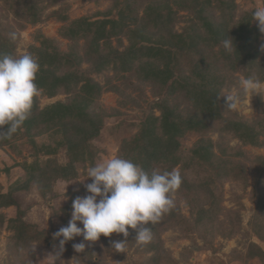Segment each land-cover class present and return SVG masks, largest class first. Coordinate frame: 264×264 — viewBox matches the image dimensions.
<instances>
[{
	"label": "rangeland",
	"instance_id": "obj_1",
	"mask_svg": "<svg viewBox=\"0 0 264 264\" xmlns=\"http://www.w3.org/2000/svg\"><path fill=\"white\" fill-rule=\"evenodd\" d=\"M31 1L36 4L40 22H30ZM149 1L56 0L52 4L51 0H0V32L14 45L13 55L31 54L41 60L38 48L47 53L55 49L58 53L56 58L61 61L56 74L78 76V82L70 91L61 87L56 95L50 97L46 94L47 89H39L36 96L38 111L56 102H68L76 95L82 102L90 100L83 85L86 77L101 86L99 97L93 98L90 109L103 111L99 134L85 146L89 159L74 165L75 176L68 173L67 179H56L52 192L46 196H41L35 186L27 191L12 189L20 188L28 172L26 166L35 160L43 162L51 158L61 165L69 162L67 148L60 144L63 141V134L59 131L60 119L50 121L52 127L48 123L42 124V132L33 137L21 129L23 136L0 145V194L13 191L12 195L17 197L19 204V208H0L4 220L0 222V264H264V79L260 95L246 93L241 86V81L249 78L250 74L259 80L261 76L264 78V66L260 65L264 64V51L261 50L264 33L259 32L255 38L252 37L249 46L241 40L245 30L236 31L241 29L239 25L246 30L250 26L258 27L252 13L256 8L264 7V0H211L204 16L226 24L229 30L227 37L220 35V42L207 35L197 11L190 8L192 0H170L169 7L175 17L171 33L184 35L186 42H190L187 32L191 27L199 34L188 53L178 47V37L172 38L173 50L179 51L180 64L174 70L179 80L188 77L187 81L204 84L207 89H212L208 83L215 80L217 89H213V93L218 96L235 93L239 97L235 110L226 108L225 98L218 97L221 120L211 119L200 125L196 120L201 118V112L194 107L193 93L188 94L183 85L175 80L171 88L161 87L153 84L155 81L139 80L142 76L136 70L141 63H159L163 60L162 52L154 54L145 49L138 50L131 54L133 60L136 59L133 62L129 56L121 55L136 42L135 23L145 21V15L150 16L148 22L153 21V12L145 10ZM121 15L126 18L124 25L129 32L123 30L98 42L105 62L102 69L94 73L91 71L94 66L92 59H86V54L93 47L91 38L86 35L68 38L65 34L74 26V20L85 18L96 22L118 19ZM148 30L159 39L167 34L163 28L158 30L152 24ZM12 33H15V39ZM225 40L231 42L230 48L225 47ZM93 51V58H98L96 47ZM66 55L69 60H66L69 58ZM201 55L220 64L218 69L215 65L206 67V82L199 80L192 68V63ZM256 55L259 56L257 63L253 62ZM42 58L45 65L56 64ZM100 60L98 58L95 62ZM159 95L167 98L171 105L178 106L182 120L193 117L195 121V126L185 125L184 134L178 137L179 157H175L177 164L173 170L183 173L195 187L173 194L175 207L167 214L176 210L177 219L161 223L153 233L156 235L146 244L138 243L133 235L128 237L136 231L129 228V235L124 239H120L117 233L109 237L101 234L94 242L84 240L82 235L76 236L72 244H65V250L60 253L59 246L47 242L45 232L50 239L54 238L53 234L62 225V213L65 218L68 216L69 222L73 200L77 196H85V184L91 182L92 178H86L88 169L92 164L95 166L112 157H121L123 146L137 135L140 120ZM152 111L159 116L158 109ZM225 118L242 127L225 129ZM205 146L210 147L206 159L202 155ZM51 149L55 152L46 154ZM17 212L22 215L28 231L26 235L32 240L27 239L26 246L17 241L13 230L8 227L7 219L17 216ZM77 225L83 227L79 221ZM42 241V246L38 245ZM112 241H125L124 251L115 250ZM81 242L85 244V250L77 253L73 244ZM90 248L96 249V255L89 261L85 252Z\"/></svg>",
	"mask_w": 264,
	"mask_h": 264
},
{
	"label": "trees",
	"instance_id": "obj_2",
	"mask_svg": "<svg viewBox=\"0 0 264 264\" xmlns=\"http://www.w3.org/2000/svg\"><path fill=\"white\" fill-rule=\"evenodd\" d=\"M192 4L190 8H193L194 11L199 15L202 19V24L207 31V35L210 36L214 41H222L220 35L226 36L229 32L228 27L224 23H218L213 21L212 19L204 16L207 15L205 13L206 9L210 7L209 2L211 0H192ZM56 0H51V3L54 4ZM170 0H150L148 7L145 10H151L154 15H151L153 18L152 22H148L150 19L149 15H145V21L136 22L135 29L133 30L135 33V43L131 44V46L124 51L121 55L129 56L130 60L133 62V57L131 54L135 53L138 50L145 49L148 52H152L154 54H158L160 52L163 53V60L159 63H153V61L146 63L143 61L141 63L140 68L136 70L137 74H141L142 78H139L142 82L147 81H155L153 84H158L161 87L167 86L172 87L173 82L175 80L178 84L184 86V90L188 92V94L193 93V97L195 101H192L195 109H199L201 112V118L196 120L198 125L205 123L211 119H220L221 120V108L219 103L218 94L216 92L213 93V89H217L215 84L217 82L210 81L208 84L212 86V89H207L204 84H195L194 81H187V79H181L177 77L175 74V68H177L180 64L179 62V51L173 50L172 46V38L178 37L179 43L178 47L183 48L188 53L194 47L195 37L199 34L197 30L193 27H189V31L187 32L188 37L190 38V42L185 41L184 35H175L171 33V25L174 22V14L172 13V9L169 7ZM232 2V1H230ZM223 4L229 5L228 2H223ZM36 4L31 1V20L30 22H40L41 17L39 13H37ZM142 5H140L141 7ZM29 8V6H28ZM150 8V9H147ZM125 20L122 15L118 19L107 18L103 20H99L96 22L88 21L85 18H80L79 20H74V26L70 27L65 34L68 38H72L75 36H83L86 35L91 38V47L90 52L86 54V59H92L93 68L92 72H99L103 63L105 62V55L100 54V49L98 48V42L102 38L116 36L121 33L123 30L129 32V28H125ZM149 24L155 25L159 30L160 27L167 32L166 36H162L160 39L157 38L153 33L149 32ZM241 29H236V31H244L245 35L241 36V40L244 42L243 44L251 45L252 37H256L257 33L261 32L259 27L250 26L248 30L245 27L240 26ZM254 36H251V35ZM195 35V36H194ZM227 37V36H226ZM197 40V39H196ZM161 44V46H160ZM96 47V56L101 60L99 62H95L98 58L94 59L93 56L95 52L93 48ZM14 45L6 38V35H1L0 32V55H13ZM195 49V48H194ZM248 50H251L247 47ZM38 52H40L41 60L38 58V63L40 65V69L36 74L35 82L38 85L39 89H47V95L50 97L56 95L58 89L64 87L65 91H70L74 83L78 82L77 75H57L56 71L59 69L61 65V61L56 58L58 53L54 49V52H43L42 49L38 48ZM164 51V52H163ZM42 52V54H41ZM204 54V52H203ZM120 53L118 54V56ZM45 57L49 62L56 64H47L43 60ZM69 57L68 55H66ZM253 58V62H256V59L259 57ZM108 57V55H106ZM142 58L141 56H139ZM204 56H200V58L192 63L193 72L197 75V78L203 82L208 81L206 79L205 72L206 67L208 65H215V68H219V63L217 60H209ZM66 58V60H69ZM264 60V59H263ZM90 62V61H89ZM262 67L264 64H260ZM264 71V68L263 70ZM261 72V71H259ZM252 73V72H251ZM251 76L253 74H250ZM250 76V77H251ZM249 77V76H248ZM264 78L261 76L260 81ZM86 81L83 85H85V90L87 91L88 97H91L90 100L85 99V102H82L81 99L78 98V95L75 96L74 99L68 102H56L54 104L49 105L45 109L38 111V107L36 105V97L34 98L33 108L31 110L30 115L24 121L23 125L18 129V131L12 135L10 139L0 140L1 144H8L11 140H14L20 134L21 129L28 133L29 137L36 136L38 133H41V125L44 123L50 124L52 127V123L56 118L59 120L60 132L63 134V141L60 142L61 145H65L67 148V155L69 157V162L66 165H61L57 161L52 160L51 158H47V160L43 162H39L38 160L30 163L26 166L25 180L19 185L20 188L12 189L13 191L24 190L27 191L31 186H35L36 190L41 196H46L52 192V185L56 179H67L66 175L76 174L75 164L79 162H83L86 159H89V154L86 151L87 142L96 137L101 128H102V115L103 111L98 110V112L94 111V109H90L91 101L99 97L101 86L97 82H93L90 77H86ZM172 84V85H171ZM171 85V86H170ZM199 99V101H197ZM152 109H158L160 111L159 116H156ZM195 114H192V116ZM192 118V119H191ZM189 120H182L180 111L178 106L175 104H170L168 99L164 96H160L155 99L154 102H151V106L149 112H146L145 116L140 120V130L135 135V137L130 141L125 143L123 146V154L122 158H126L131 160L132 162L139 164L145 170L151 171L153 169L163 171H172L173 167L177 164V160L175 157H179V141L178 137L182 136L185 132V125L189 124L190 127L195 126V121L193 117ZM225 125V129L231 127L236 130L241 128L242 125L228 120L227 118L223 119ZM51 121V122H50ZM218 121V120H217ZM197 125V124H196ZM220 125V124H219ZM239 126V127H238ZM220 127V126H219ZM224 129V128H221ZM37 131V132H36ZM240 135V134H239ZM240 137H242L240 135ZM30 141L34 140L33 138H29ZM247 141V140H246ZM253 141V140H250ZM204 151L202 152L203 157L206 159L208 157V151L210 147H203ZM55 150L51 149L46 151V154L54 153ZM93 167V164L91 165ZM181 173V172H180ZM182 176V184L181 187L177 190L179 193H184L187 190L193 189L195 186L192 181L185 178L184 174L181 173ZM10 191L6 194H0V208L3 206H16L19 208V204L16 200V196L12 195ZM84 191V190H83ZM86 193V188H85ZM59 215V214H58ZM2 214H0V222L3 223ZM68 217V216H67ZM66 217V218H67ZM65 215L61 216L62 225L58 228V230L66 226V222L68 223ZM177 219V211H171L169 214H164L162 218L155 224L145 225L151 229V234L156 233L158 227L164 221L166 223H171ZM9 224V228L13 230V234L17 237V241H21L25 246L27 239L32 241L30 237L26 234L28 231L25 230L26 223L23 220L21 214L15 216L14 218L7 219ZM25 226V227H24ZM44 232V231H43ZM46 239L47 242H51L50 244L59 246L60 238H49L47 232ZM136 231L131 233L128 237H135ZM126 238L122 233L120 234V239ZM119 239V240H120ZM43 241L39 242L38 245L42 246ZM67 245L72 244V240L66 243ZM99 250V248H97ZM96 249H87L86 256L87 258H92L95 256ZM122 255V254H119ZM92 259H89V261Z\"/></svg>",
	"mask_w": 264,
	"mask_h": 264
},
{
	"label": "clouds",
	"instance_id": "obj_3",
	"mask_svg": "<svg viewBox=\"0 0 264 264\" xmlns=\"http://www.w3.org/2000/svg\"><path fill=\"white\" fill-rule=\"evenodd\" d=\"M264 33V7L252 13ZM15 39V33L11 34ZM230 48L231 42L224 41ZM264 51V46H262ZM40 65L31 54L0 55V140L10 139L31 113L34 98L39 95L35 82ZM243 90L260 95L262 87L259 79L249 77L241 81ZM224 106L235 110L239 97L235 93L224 94ZM85 184L86 195L77 196L73 202L71 219L67 226L55 232L59 239V252L65 244L76 236L86 241H97L101 234L129 235V228L136 230L135 240L140 244L151 241V229L145 225L157 223L164 214L175 207L173 194L181 187L182 176L178 170H145L139 164L119 156L112 157L88 169ZM84 181V180H82ZM81 222L83 227L77 225ZM125 241H112V247L124 251ZM77 253L85 250V244L75 243Z\"/></svg>",
	"mask_w": 264,
	"mask_h": 264
}]
</instances>
